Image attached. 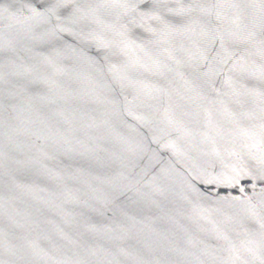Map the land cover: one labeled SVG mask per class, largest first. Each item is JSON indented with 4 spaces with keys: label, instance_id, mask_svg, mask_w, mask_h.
I'll use <instances>...</instances> for the list:
<instances>
[{
    "label": "water",
    "instance_id": "obj_1",
    "mask_svg": "<svg viewBox=\"0 0 264 264\" xmlns=\"http://www.w3.org/2000/svg\"><path fill=\"white\" fill-rule=\"evenodd\" d=\"M0 264H264V0H0Z\"/></svg>",
    "mask_w": 264,
    "mask_h": 264
}]
</instances>
